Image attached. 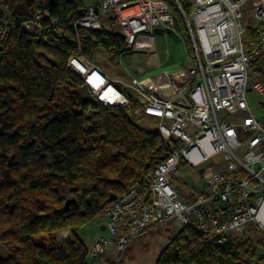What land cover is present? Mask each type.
<instances>
[{
  "label": "trees",
  "instance_id": "trees-1",
  "mask_svg": "<svg viewBox=\"0 0 264 264\" xmlns=\"http://www.w3.org/2000/svg\"><path fill=\"white\" fill-rule=\"evenodd\" d=\"M181 2L188 12L189 0ZM1 6L13 31L0 45V245L8 251L0 264H88L79 231L101 216L112 197L144 185L177 144L166 145L157 128L141 126L134 99L104 105L70 68L75 57L96 62L107 54L117 60L127 51L114 30L115 17L90 29L74 26L87 10L83 0H0ZM43 6L58 24L43 21L41 35L22 30ZM172 15L190 45L174 6ZM248 30L249 45L256 48L264 27ZM252 70L262 73L263 63ZM68 200L74 202L66 209ZM246 229L243 239L231 234L213 245L184 228L156 264H264L258 241L249 235L259 229Z\"/></svg>",
  "mask_w": 264,
  "mask_h": 264
},
{
  "label": "built area",
  "instance_id": "built-area-1",
  "mask_svg": "<svg viewBox=\"0 0 264 264\" xmlns=\"http://www.w3.org/2000/svg\"><path fill=\"white\" fill-rule=\"evenodd\" d=\"M189 2L187 12L181 0H99L97 10L88 8L74 25L100 29L105 20L115 17L127 51L146 53L154 51L157 35L167 37L172 32L184 45L187 65L184 74L163 71L123 82L108 77L87 58L69 62L80 61L70 68L99 102L123 106L138 98L142 114L159 120L157 130L165 144L170 140L177 144L144 185L129 189L103 209L105 231L88 245L91 259L111 249L122 254L132 238L167 222L176 233L191 228L213 245L249 225L264 230V116L256 117L246 99L251 90L264 98V31L257 47H251L244 23L249 0ZM172 6L185 21L190 45L175 27ZM132 8L136 11L124 14ZM6 10L0 7V45L13 31ZM45 20L58 24L43 6L20 27L41 35ZM253 21L254 26L264 27V0H255ZM142 38L150 49L141 45ZM258 61L263 63L262 73L252 70ZM81 65L83 73H79ZM221 113L245 115L240 123H233ZM182 160L190 168L204 169V187L191 203L180 199L179 189L169 179L179 173ZM121 226L127 228L125 232H120Z\"/></svg>",
  "mask_w": 264,
  "mask_h": 264
},
{
  "label": "rangeland",
  "instance_id": "rangeland-1",
  "mask_svg": "<svg viewBox=\"0 0 264 264\" xmlns=\"http://www.w3.org/2000/svg\"><path fill=\"white\" fill-rule=\"evenodd\" d=\"M187 2V0H185ZM255 11V0H249L247 3V6L245 7V18L244 23L246 26H253V14ZM106 24V23H104ZM115 31L118 30V27L116 26L114 28ZM250 30V29H249ZM249 30L247 31V39L249 35ZM166 39H168L166 41ZM141 42V40H140ZM142 44V43H141ZM145 47V46H144ZM156 48L158 54L162 57V60L166 57V50L169 49L170 51V59L168 63L163 68H160V70L163 71H177L182 70L185 67V51L183 49V45L181 42H178L175 37H173L171 34L167 35L165 37L164 35H158L156 37ZM130 59H124L122 63H120V66L118 65V62L116 60H112L110 56L107 54H101L97 57L96 62H94L97 66H99L108 76L111 77H120L122 71L124 69L129 68V62ZM80 61L72 60L71 61V68L74 69V65L76 63H79ZM83 66V65H81ZM85 70V67L83 66L81 71L79 73H83L82 71ZM163 71H160L163 72ZM157 71H153L152 73H156ZM148 75H144L143 77H138V80L145 79ZM248 107L251 110V112L258 118L264 116V98L256 91L251 90L247 93L246 96ZM135 102L138 103V98L134 99ZM131 103V102H130ZM138 110L137 114L138 116L142 117V119L139 120V123L143 127L147 128H154L156 129L159 124V120L152 117H144L141 111V106L138 104ZM245 113H240L238 115H226L225 113H221L220 116H223L227 121L233 122V123H240ZM185 166V168H183ZM199 169H193L187 167L185 162L182 160L180 164V171L178 174L169 176L170 182L179 189L181 198L184 195V193H196L198 189H201V187H204L203 178L200 174H198ZM193 179H197L196 184L194 185L192 183ZM217 208H220L219 205H217ZM253 228H258L254 235L251 233L249 234L251 237L256 239V242L259 245V252L264 257V230L252 225ZM162 229H164L162 227ZM150 230V229H149ZM250 230V227L246 229V231ZM98 228L95 225V221L91 222L88 226H85L82 228L79 233L84 236V239L87 242V246L90 244L92 238L97 233ZM148 231V230H147ZM173 231L174 228H173ZM161 233H166L165 230L161 231ZM244 233H235L234 237L237 239H243ZM168 244V238L166 237V234L156 235L155 232H145L140 235H138L135 239L132 240L131 244L127 248L126 252L123 253L121 256L122 264H156L157 260L162 252V250L167 246ZM108 253V252H106ZM106 253H103L102 255H105ZM101 255V256H102ZM8 256L7 249L0 245V258H6ZM114 257L118 258L119 255L114 253ZM91 259V258H90ZM92 260V259H91ZM89 260V263L90 261Z\"/></svg>",
  "mask_w": 264,
  "mask_h": 264
},
{
  "label": "crops",
  "instance_id": "crops-1",
  "mask_svg": "<svg viewBox=\"0 0 264 264\" xmlns=\"http://www.w3.org/2000/svg\"><path fill=\"white\" fill-rule=\"evenodd\" d=\"M98 3H99V0H83V5L86 9H88L90 7L96 8L98 6ZM105 22H103V23H105ZM170 34L173 37H175L178 42H181V44L183 45L182 41L174 33L169 32L168 35H170ZM156 37L154 39V43H153L154 51L152 53L138 52V50L126 51L121 56H119V58L116 60V62H118V65L120 66V63H122L124 59H130L128 62L129 68H127V66H126V69H124V71H122L120 77L115 78V77H111L108 75L107 76L114 79V80L123 81V82H130L133 78L143 77L144 75H148L146 77V78H148V77H152V76L157 75L158 73H160V71H163V70H160V68H163L166 65V63H168V61L170 59V51H169V49L166 50V57L162 60V57L157 52ZM167 40L168 39H166V41ZM183 49H184V45H183ZM184 63H185V67L182 70H177V71H173V72H178V73L184 74L186 72V69H187L186 62H184ZM153 71H157V72L152 73ZM169 71H171V70H169ZM183 168H185V166H183ZM198 174H200L199 170H198ZM200 175H202V174H200ZM196 181H197V179L196 180L193 179L192 183L195 185ZM201 189H202V187H201ZM201 189H198L196 191V193H193V192L187 193L186 192V193H184L182 198L180 195V199L185 203H191L197 198V195L201 192ZM94 221H95V225L98 228V231L95 234V236L92 238L91 242H93L98 237L102 236L104 234V231H105L104 230V220L101 216H99ZM162 227L164 229H162ZM126 229L127 228L125 226H121L120 232H125ZM163 230H165L166 233H161V231H163ZM153 231L155 232L156 235H160V236L162 234H166L168 241L176 234V232L173 231V225L170 222L155 226L146 232H153ZM79 236L87 244L86 240L84 239V236L81 235L80 233H79ZM136 237L132 238L129 241V243H128V245H127V247L123 253L126 252L127 248L131 244L132 240L135 239ZM114 253L118 254L113 249H111L105 255H102L96 259H92L90 261V263H88V264H122L123 261H121V256L123 255V253L118 254L119 255L118 258L114 257Z\"/></svg>",
  "mask_w": 264,
  "mask_h": 264
},
{
  "label": "water",
  "instance_id": "water-1",
  "mask_svg": "<svg viewBox=\"0 0 264 264\" xmlns=\"http://www.w3.org/2000/svg\"><path fill=\"white\" fill-rule=\"evenodd\" d=\"M96 10H97V7H96ZM85 11L82 13V16H84L85 15ZM128 96L129 97H132V93L131 92H128ZM204 172V169L203 168H201V169H199V173L200 174H202ZM116 198H117V196H114V197H112V201H114V200H116ZM72 202H74L73 200H68L67 202H66V209L70 206V204L72 203Z\"/></svg>",
  "mask_w": 264,
  "mask_h": 264
},
{
  "label": "bare ground",
  "instance_id": "bare-ground-1",
  "mask_svg": "<svg viewBox=\"0 0 264 264\" xmlns=\"http://www.w3.org/2000/svg\"><path fill=\"white\" fill-rule=\"evenodd\" d=\"M133 11H136V9L135 8L128 9L124 12V14L130 13ZM141 43L144 44L145 48H149V49L151 48V45L149 44V42L147 40H145L144 38L141 39Z\"/></svg>",
  "mask_w": 264,
  "mask_h": 264
}]
</instances>
